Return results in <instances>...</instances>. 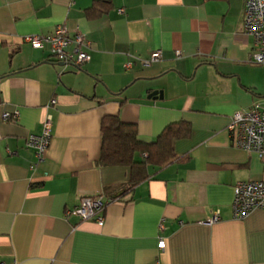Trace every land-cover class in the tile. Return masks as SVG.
I'll use <instances>...</instances> for the list:
<instances>
[{
	"label": "crops",
	"instance_id": "crops-1",
	"mask_svg": "<svg viewBox=\"0 0 264 264\" xmlns=\"http://www.w3.org/2000/svg\"><path fill=\"white\" fill-rule=\"evenodd\" d=\"M244 10L245 0H0V261L264 264V211L233 214L235 186L264 181V158L237 148L228 129L236 112L264 109ZM60 25L85 36L83 68L23 40ZM156 51L162 59L144 67ZM14 112L17 122L4 120ZM48 116L52 143L32 170L26 140ZM108 116L135 124L146 143L179 121L191 132L175 143L178 161L148 167L129 189L130 167L98 164ZM98 194L110 200L103 226L67 216Z\"/></svg>",
	"mask_w": 264,
	"mask_h": 264
},
{
	"label": "built area",
	"instance_id": "built-area-1",
	"mask_svg": "<svg viewBox=\"0 0 264 264\" xmlns=\"http://www.w3.org/2000/svg\"><path fill=\"white\" fill-rule=\"evenodd\" d=\"M120 14L123 9L118 10ZM244 31L253 38L254 49L251 62L254 65L264 66V0H245ZM24 42L33 49L42 50L49 48L56 62L71 65L77 69L83 68L90 62L88 52L89 44L85 36L78 32H71L66 26L60 25L48 36H26ZM176 56L181 57L177 51ZM162 59V52L156 51L147 59H141L144 67H150L153 63ZM128 68L132 63L126 65ZM57 102L52 101V105ZM4 120L17 122L19 112L6 113ZM233 142L237 148L257 154L264 158V109L255 106L248 111H239L234 114L228 127ZM52 143V117L48 116L42 123L40 135H30L26 140V148L35 151L37 163L31 169L35 170L39 163L44 161ZM110 200L103 194L88 195L81 199L80 205L67 212L68 217H76L81 221H96L100 226L104 225V211ZM264 211V181L240 182L235 186L233 214L238 220L246 219L253 211ZM219 220L217 214L209 224ZM159 249H165V240L159 241ZM0 264H6L0 261Z\"/></svg>",
	"mask_w": 264,
	"mask_h": 264
},
{
	"label": "trees",
	"instance_id": "trees-1",
	"mask_svg": "<svg viewBox=\"0 0 264 264\" xmlns=\"http://www.w3.org/2000/svg\"><path fill=\"white\" fill-rule=\"evenodd\" d=\"M101 132L102 149L98 164L130 167L128 188L131 189L150 177L148 167L162 170L179 160L174 151L175 143L190 134L191 126L185 121L172 123L156 141L146 143L139 139L135 124L124 123L118 116H108L102 120Z\"/></svg>",
	"mask_w": 264,
	"mask_h": 264
},
{
	"label": "water",
	"instance_id": "water-1",
	"mask_svg": "<svg viewBox=\"0 0 264 264\" xmlns=\"http://www.w3.org/2000/svg\"><path fill=\"white\" fill-rule=\"evenodd\" d=\"M153 95L155 96V98H154V99H157V98H156V96L158 95V94H157V92H155Z\"/></svg>",
	"mask_w": 264,
	"mask_h": 264
},
{
	"label": "rangeland",
	"instance_id": "rangeland-1",
	"mask_svg": "<svg viewBox=\"0 0 264 264\" xmlns=\"http://www.w3.org/2000/svg\"><path fill=\"white\" fill-rule=\"evenodd\" d=\"M259 66V65H258Z\"/></svg>",
	"mask_w": 264,
	"mask_h": 264
}]
</instances>
